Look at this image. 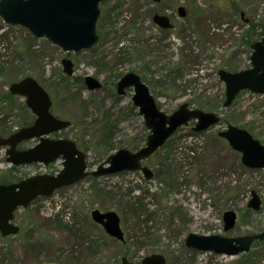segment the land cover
I'll return each instance as SVG.
<instances>
[{"label":"rangeland","instance_id":"1","mask_svg":"<svg viewBox=\"0 0 264 264\" xmlns=\"http://www.w3.org/2000/svg\"><path fill=\"white\" fill-rule=\"evenodd\" d=\"M232 3L239 7L237 15L230 9ZM179 6L186 10L184 18L177 14ZM197 8L202 13L195 18ZM99 9L98 41L88 50L68 55L72 76L62 71L65 52L0 19V131H15L34 118L24 98H1L8 91L9 79L27 73L42 78L52 114L73 123L55 134L58 137L75 139L84 116L77 97L85 101L87 121L105 110L110 112L115 127L108 144L114 148L104 153L95 144L100 141L99 127H90L82 138L80 149L86 153L89 171L120 148L136 151L128 144L132 139L140 141L139 147L144 144L142 117L127 108L132 89L121 97L115 87L108 88L126 72L141 78L164 113L187 103L219 114L220 121L195 135L189 131L194 121L180 127L168 144L142 161L152 172L149 179L141 171L87 176L58 189L48 200L39 198L18 208L13 221L19 232L0 236V264H121L122 257L140 264L142 258L154 253L162 255L166 264H235L244 253L228 256L197 251L184 240L189 233L237 237L264 230V168L244 166L240 153L217 134L228 124L235 125L264 146V94L242 90L223 107L225 89L218 76L220 69L237 72L249 67L251 49L241 44L240 38L248 22L264 27V0H103ZM156 13L170 16L173 28L156 26L152 22ZM22 44L31 46L35 59L27 60L17 52ZM86 75L98 79L101 88L90 91L72 80ZM65 78L69 80L68 93H62L59 86ZM9 166L5 149L0 147V176ZM53 166L59 170L61 161ZM16 167L13 172L18 176L44 171L35 166ZM252 190L261 199L258 211L247 208ZM134 207L140 211L135 212ZM93 209L114 211L119 216L123 242L92 221ZM226 210L237 214L234 227L227 231L222 220ZM256 242L264 243L254 241L248 252L258 255L256 264H264V245Z\"/></svg>","mask_w":264,"mask_h":264},{"label":"water","instance_id":"2","mask_svg":"<svg viewBox=\"0 0 264 264\" xmlns=\"http://www.w3.org/2000/svg\"><path fill=\"white\" fill-rule=\"evenodd\" d=\"M103 0H0V19L9 26H19L34 38H44L58 47L68 56L88 50L98 41L96 23L100 14L99 4ZM160 2L161 0H152ZM180 17L185 16L183 6L177 8ZM152 22L161 29L172 28L166 15L154 14ZM247 69L229 72L218 71L220 81L224 84L223 107H228L242 90L264 94V30L260 40L254 42L249 56ZM62 71L73 74L72 61L64 57L61 60ZM84 85L90 90H98L102 84L90 75L84 76ZM132 89L131 103L142 116L149 133L145 144L136 151L120 148L110 154L106 160L91 171L87 170L86 154L81 151L74 140L68 138H50L70 125L68 120L55 117L50 112L51 99L46 90L31 76L12 82L8 91L24 98L26 107L34 115L31 125L22 127L7 137H0V146L6 147L5 161L12 166H26L33 163L47 165L61 160V168L55 174L37 173L16 182L0 183V234H16L19 227L13 223L14 211L26 208L37 197H49L53 191L70 186L87 176L100 177L120 172L141 171L146 179L152 172L141 161L157 151L181 126L195 121L192 130L196 133L208 130L219 122V116L198 108L180 104L170 114L161 111L148 87L134 72H126L116 83V94L125 96ZM218 136L227 141L229 146L241 154L242 164L248 168H264V146L248 131L228 124ZM36 143L26 149H19L22 141L34 140ZM261 199L251 191L247 208L258 211ZM94 223L100 225L106 234L123 241L119 216L114 211L102 212L93 209L90 212ZM237 215L233 210L223 213L225 231L235 225ZM264 240V230L249 235L225 237L217 234L198 235L189 233L184 243L187 247L202 252H213L235 256L248 252L253 241ZM121 264H132L122 257ZM140 264H166L160 254H150L142 258Z\"/></svg>","mask_w":264,"mask_h":264},{"label":"trees","instance_id":"3","mask_svg":"<svg viewBox=\"0 0 264 264\" xmlns=\"http://www.w3.org/2000/svg\"><path fill=\"white\" fill-rule=\"evenodd\" d=\"M198 9L199 8H197V10L194 11L195 13H193V17H195V18H198V17L201 16L200 13H202V10H198ZM230 9L233 12V14H235V15L238 14L239 7H238V5L236 3H232L231 6H230ZM195 18H193V19H195ZM247 25H248V28H246V30H244V32H243V34H242V36L240 38V42H241V44H243L246 47H248V48L251 49L252 44L256 40H258L257 37L258 36H259V38L261 37L262 31H263L264 27H263L262 24L256 23L254 21L248 22ZM258 27H261L262 29L259 32H256V29ZM23 48L25 49V51L23 53H21V51H22ZM17 52L20 53L21 55L25 54L26 57H27V60H33V59H35L36 52L31 48V46L29 47V45H27V47H25V44H22V45L18 46ZM24 71H25V69H24ZM20 73H22V71H20ZM27 74H25V76H31V75H29L30 73H27ZM25 76H22V77H25ZM38 76H39V74H38ZM22 77H19L18 76L16 78L9 79L10 80L9 84L12 83V82H15V81L19 80ZM40 79H42V78H40ZM40 79L37 78L36 80L47 91L46 85L42 81H40ZM72 80L75 81L76 83H79V84L83 83V78H81V77H74ZM68 81H69L68 78H65V80L62 81V84L59 83V86L61 88V92L62 93H64V92L65 93H68V91H67V89L69 88ZM113 87H115V83L114 82L112 84H108V88H111V89L114 90ZM1 98H5L7 100H11L13 98V95H11L7 91L5 93V95L3 97H1ZM77 100H78V102L81 105V109L84 110L83 111L84 112V116L81 117L80 122H79L80 125L78 126V130H77V132L74 135L75 136V139H72V140L75 141V143L78 146V148H80L82 146V144H83L82 138L85 136V134L87 133V130H89L90 127H99L100 128V136H99L100 141L97 140V142L95 144L97 146H100L102 148V151L104 153H106L109 150H111L112 148H114V146H113L114 144H108V141L109 140L111 141V139L113 137L112 131H113V128L115 127V122L112 119V117L110 116V112L108 110H105L102 114L100 113L101 115L98 118L92 119L93 120L92 122L87 121L86 118H85L86 117V114H87L86 106H85V101L83 99H81L80 97H77ZM127 108H128V110L130 112H133L135 114H138V112L136 111V108L132 104H128ZM31 122L32 121L25 122L24 125L27 126ZM72 125H73V123L71 122L70 127ZM142 130L144 131V133L142 135L141 142H145L146 137L148 135V132H147V129L144 126L142 127ZM189 131H190V135H195V132H193L191 129H189ZM8 132L9 131H5V130L0 131V136H6V135H8V134L11 133V131L9 133ZM56 136H58V135H56ZM172 139L173 138L170 137L166 141L165 144H168ZM128 144H131L130 145V148H132V149H138V147L140 145V141H138L137 139H132ZM85 150H86V148H85ZM16 169H17L16 166L9 167L6 170V172H4L0 176V182L1 183L16 182V181H19L20 179L26 177V175H24V176L15 175V173L13 171H16ZM37 199H39V198H37ZM34 201L32 202V204H34ZM134 211L135 212L140 211V207H134ZM256 243L264 245L263 242L262 243L261 242H256ZM257 260H258V255L255 252L250 251L248 253L242 254L240 256V259L238 261H236L235 264H256L257 263Z\"/></svg>","mask_w":264,"mask_h":264},{"label":"flooded vegetation","instance_id":"4","mask_svg":"<svg viewBox=\"0 0 264 264\" xmlns=\"http://www.w3.org/2000/svg\"><path fill=\"white\" fill-rule=\"evenodd\" d=\"M185 11H186V10H185ZM177 14H178V10H177ZM178 16H179V15H178ZM185 16H186V12H185ZM167 17L169 18L170 22L174 25L172 18H171L170 16H167ZM239 17H240L241 20L244 21V14L242 13V11L239 12ZM245 21H246V20H245ZM34 143H35V140H30V141H25V142H23L22 144H25V146L28 147L29 145L34 144ZM57 162H58V161H57ZM57 162H55V163H57ZM53 165H54V164L47 165V166L43 167V166H41L40 164L35 163V164L31 165V166L38 167L39 169L43 168L44 171H45L46 169H48V170L51 171V172H57V171H58V167H54ZM125 258H126V257H125ZM121 259H122V258H121Z\"/></svg>","mask_w":264,"mask_h":264}]
</instances>
